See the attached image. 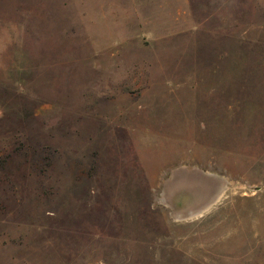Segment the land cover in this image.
I'll use <instances>...</instances> for the list:
<instances>
[{
    "label": "rangeland",
    "instance_id": "rangeland-1",
    "mask_svg": "<svg viewBox=\"0 0 264 264\" xmlns=\"http://www.w3.org/2000/svg\"><path fill=\"white\" fill-rule=\"evenodd\" d=\"M0 264H264V0H0Z\"/></svg>",
    "mask_w": 264,
    "mask_h": 264
}]
</instances>
